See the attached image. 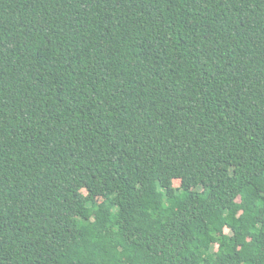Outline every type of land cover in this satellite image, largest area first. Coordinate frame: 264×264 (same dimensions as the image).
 Masks as SVG:
<instances>
[{
  "label": "trees",
  "instance_id": "16d2710c",
  "mask_svg": "<svg viewBox=\"0 0 264 264\" xmlns=\"http://www.w3.org/2000/svg\"><path fill=\"white\" fill-rule=\"evenodd\" d=\"M0 264H264V0H0Z\"/></svg>",
  "mask_w": 264,
  "mask_h": 264
},
{
  "label": "rangeland",
  "instance_id": "374dc122",
  "mask_svg": "<svg viewBox=\"0 0 264 264\" xmlns=\"http://www.w3.org/2000/svg\"><path fill=\"white\" fill-rule=\"evenodd\" d=\"M173 185L174 186H181L184 184H188V182L184 181V180H180V179H174L172 180ZM230 230L228 228L225 229L224 233H228ZM215 247H217V244L215 245Z\"/></svg>",
  "mask_w": 264,
  "mask_h": 264
}]
</instances>
